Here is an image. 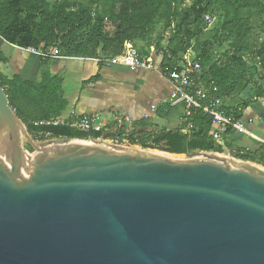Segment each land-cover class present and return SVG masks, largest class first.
Returning a JSON list of instances; mask_svg holds the SVG:
<instances>
[{
  "label": "water",
  "instance_id": "obj_1",
  "mask_svg": "<svg viewBox=\"0 0 264 264\" xmlns=\"http://www.w3.org/2000/svg\"><path fill=\"white\" fill-rule=\"evenodd\" d=\"M226 153L34 141L0 85V264H264V168Z\"/></svg>",
  "mask_w": 264,
  "mask_h": 264
},
{
  "label": "trees",
  "instance_id": "obj_2",
  "mask_svg": "<svg viewBox=\"0 0 264 264\" xmlns=\"http://www.w3.org/2000/svg\"><path fill=\"white\" fill-rule=\"evenodd\" d=\"M182 2L184 0H87V3L56 0L50 5L47 0H0V66L8 63L2 51L6 44L34 50L56 47L66 58H113L135 41L150 36L156 22L163 17L166 26L179 19L168 48L157 51L163 53L160 66L165 73L166 68L172 70L180 64L182 55L179 54L185 53L191 42L203 35L209 24L207 18L211 21L213 14L219 13L224 17L222 28L235 31L233 51L221 62H212L206 54L198 57L194 63L200 65V71L193 80L197 88L209 92L202 106L219 99L221 110L227 116L234 121L241 120L245 110L264 99V44L253 46L248 42L253 28L247 19L243 20L242 12L257 10L264 15V0H191L189 6ZM51 61L44 60L35 81L6 77L0 69V85L16 116L34 141L102 138L103 132L86 133L73 128L77 118H69L58 126L46 125L50 120L63 117L68 108L63 75L51 73ZM249 86L253 87V93L246 100L232 108L225 106L228 99L235 98ZM214 88L217 93L213 92ZM172 110L176 108L161 106L156 116L166 118ZM182 119L178 128L159 131L150 121L142 120L135 124L130 142L143 150L176 155L238 150L244 153L237 154L239 160L264 168V163L252 153L232 147L228 139L233 133L231 128L222 137L221 145L214 141L211 136L213 118L202 110H193L189 117ZM27 150L32 152L30 148Z\"/></svg>",
  "mask_w": 264,
  "mask_h": 264
},
{
  "label": "crops",
  "instance_id": "obj_3",
  "mask_svg": "<svg viewBox=\"0 0 264 264\" xmlns=\"http://www.w3.org/2000/svg\"><path fill=\"white\" fill-rule=\"evenodd\" d=\"M2 51L8 59L7 64L0 66L3 75L38 80L44 60L7 44L2 47ZM161 61L156 59L154 71H133L120 66L105 67L91 61H51V73L63 75V92L68 102L63 117L69 119L96 114L108 117L122 112L136 124L145 120L144 116H149L148 121L153 117L158 119L156 112L151 113L150 107L169 97L173 91L171 82L160 71ZM71 78L75 83L74 90L66 94L65 80ZM180 109L177 107L169 113L166 118L169 127L165 129L173 130L180 126L182 115L178 118L176 113ZM241 121L249 134L233 132L228 137L232 147L250 152L264 163V99L245 110Z\"/></svg>",
  "mask_w": 264,
  "mask_h": 264
},
{
  "label": "built area",
  "instance_id": "obj_4",
  "mask_svg": "<svg viewBox=\"0 0 264 264\" xmlns=\"http://www.w3.org/2000/svg\"><path fill=\"white\" fill-rule=\"evenodd\" d=\"M207 21L211 22L209 18H207ZM14 48L20 49L18 47ZM20 50L35 55L42 60L91 61L105 67L120 66L133 71H154L156 69V59H163V53L158 54V52H156L154 56H144L140 54L137 49L130 46L127 47L121 55L113 58L98 59L66 58L61 55L59 49L56 47H50L48 49L41 48L40 50H34L32 48ZM182 58L183 60L180 64L172 70L166 68L165 73L160 66L161 73L166 75L171 82L173 91L168 98L161 100L156 106L152 105L150 107L151 113H155L161 106H170L172 108L182 107L183 118V116L189 117L193 110H202L205 114H208L213 118V130L211 136L213 140L220 145L222 144V137L227 133L229 128H231L233 132L248 135L249 131L241 120L234 121L231 116H227L225 112L221 110V100L216 99L208 102L207 105L202 106V103L208 100L209 92L203 88H197L193 80V76L200 71V65L196 62H185L187 58ZM213 92L217 93V89L214 88ZM143 119L148 120L149 116H144ZM67 120L68 119L64 117H60L50 120L46 125L58 126L64 124ZM72 127L86 133L103 132L105 135H103L102 138L97 139V141L106 144L141 148L140 146L131 144L130 137L135 131V122L122 112L110 114L108 117L102 116L101 114L81 116L77 118ZM90 140L91 139L88 141ZM237 154L243 155L244 153L238 150H234L233 152L230 151V156L235 160H239Z\"/></svg>",
  "mask_w": 264,
  "mask_h": 264
},
{
  "label": "rangeland",
  "instance_id": "obj_5",
  "mask_svg": "<svg viewBox=\"0 0 264 264\" xmlns=\"http://www.w3.org/2000/svg\"><path fill=\"white\" fill-rule=\"evenodd\" d=\"M55 1L56 0H47V2L50 5L54 4ZM81 1L83 3H87V0H81ZM181 4H184V6H189L191 4V0H184V2H182ZM242 18L243 20L247 19L249 21V25L253 28V32L249 35L247 39L248 42L253 46L256 44L257 45L264 44V15H260V13L257 10H248V11L245 10L242 12ZM223 21H224V17L221 14L219 13L213 14L211 22H209L208 27L204 31L203 35L198 40L192 41L185 53L179 54L180 56L182 55V57L187 58L185 62H194L198 57H201L204 54L209 56L212 62H221L224 59H227L228 57L231 56V53L233 51L232 44L235 38V31L224 30L222 28ZM178 24H179V19H176L175 22H172L169 26H166V20L163 17H161L156 22L154 27V32L150 36H148L144 40L135 41L133 44H131L130 47H133L138 51H141L146 56H150V55L154 56L155 53L160 48L163 49L168 48L170 38L174 35L176 26ZM72 80L73 78L65 80L64 91L66 94L74 90L73 87L75 83H73ZM262 84H264V82ZM251 93H253V87L249 86L244 92L240 93L235 98L228 99V101H226L224 104L228 108H232V106H235L238 103L246 100ZM159 102L160 101H158V103ZM176 113L179 118V115H183V110L180 109ZM166 118L159 119L158 117L157 119L153 117L150 122L153 128L156 131H159L161 129H165L166 127H169L168 119ZM182 120L183 119L181 118V121ZM152 151L166 154L169 156L171 155L175 156V159H180V160L188 159L186 155L169 154L165 151H159V150H152ZM199 154L200 153H196L193 155H199ZM222 155L227 156V153L224 151ZM255 165L259 166L258 164ZM259 167L263 168L262 166Z\"/></svg>",
  "mask_w": 264,
  "mask_h": 264
},
{
  "label": "bare ground",
  "instance_id": "obj_6",
  "mask_svg": "<svg viewBox=\"0 0 264 264\" xmlns=\"http://www.w3.org/2000/svg\"><path fill=\"white\" fill-rule=\"evenodd\" d=\"M170 157H171V158H175V156H172V155H171ZM259 168H261V167H259Z\"/></svg>",
  "mask_w": 264,
  "mask_h": 264
}]
</instances>
